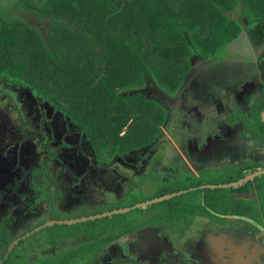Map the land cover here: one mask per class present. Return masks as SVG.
<instances>
[{
    "label": "flooded vegetation",
    "instance_id": "1",
    "mask_svg": "<svg viewBox=\"0 0 264 264\" xmlns=\"http://www.w3.org/2000/svg\"><path fill=\"white\" fill-rule=\"evenodd\" d=\"M238 18L223 50L191 56L182 87L152 78L136 89L162 109L161 121L152 105L147 113L156 134L91 136L32 91L0 90L20 113L0 110V264H264V20ZM236 69L243 77L228 82ZM152 87L192 97L188 117L210 119L205 136L180 125L168 133L171 110Z\"/></svg>",
    "mask_w": 264,
    "mask_h": 264
},
{
    "label": "trees",
    "instance_id": "2",
    "mask_svg": "<svg viewBox=\"0 0 264 264\" xmlns=\"http://www.w3.org/2000/svg\"><path fill=\"white\" fill-rule=\"evenodd\" d=\"M238 14L264 20V0H0V90L32 91L92 136L156 134L136 89L182 87L191 56L236 39Z\"/></svg>",
    "mask_w": 264,
    "mask_h": 264
},
{
    "label": "rangeland",
    "instance_id": "3",
    "mask_svg": "<svg viewBox=\"0 0 264 264\" xmlns=\"http://www.w3.org/2000/svg\"><path fill=\"white\" fill-rule=\"evenodd\" d=\"M237 12H239V9H237ZM239 16H240V19L242 20L243 23H245V21H247V20H244L246 18L245 16L238 14V17ZM201 75H202V72H199V73L197 72L194 76H195V78L196 77L199 78V77H201ZM227 77H228V82H235V81H238L240 78L243 77V73L240 69H236V70L230 71V73L227 74ZM196 84H198V83L190 81L186 85V87L191 88L194 86L195 88H197ZM147 94H149L152 98H158L159 101H161V103H164L165 105H167L170 108V110H171L170 123L171 124L169 127L170 129L168 128V130H167L168 133L173 132L172 129L175 128L176 125H180L181 126L180 128H185V131L190 132L192 129V131L194 133H196V131H199L200 135L205 136V134L207 133L206 132V126L209 125L208 123H210V119H208V123H204L203 125H199V123L195 122L194 119H191V117H188L189 116L188 113H190L191 111H195V109L197 108V107H195L196 105L191 108V106L193 105L194 99L191 97V99L189 100L188 94H183V92H182L180 94H177L175 97H170L169 94L160 91V89L158 87H155V88L152 87L151 89L148 90ZM15 104H16V101H14V99L10 96L5 97L3 99H0V110L2 111L1 113L5 116L10 115L9 117H11V119H19L20 118L19 111L18 110L16 111L15 108L11 107L12 105L15 106ZM9 106H10V112L6 111V109H8ZM59 108L62 110L61 107H59ZM181 118L185 120L184 124H180ZM189 118H190L191 122L194 123L191 128L188 125ZM26 119H28V118H24V120H26ZM83 120L84 119H81V121H83ZM75 121L78 122L82 127H84L81 122H79L77 120H75ZM5 143L10 144L11 142L9 140H5ZM94 147L97 150V144L96 143H94ZM201 181L204 182L203 179H201ZM154 192H155V189L153 188V189L147 190L146 193H144V194L140 193L139 197L136 195V193H133V194H130L129 196H127L125 199L123 198V200L120 203L122 206H128V205L132 204V202L139 201L140 199H143L145 196L154 195L155 194ZM131 215H129V217ZM42 238H43V236H39L36 239L38 241V245H36L34 247L38 250H40L39 248L41 247L40 244H42Z\"/></svg>",
    "mask_w": 264,
    "mask_h": 264
},
{
    "label": "water",
    "instance_id": "4",
    "mask_svg": "<svg viewBox=\"0 0 264 264\" xmlns=\"http://www.w3.org/2000/svg\"><path fill=\"white\" fill-rule=\"evenodd\" d=\"M132 209H126V210H121V211H118L117 213L118 214H122V213H126L128 211H131Z\"/></svg>",
    "mask_w": 264,
    "mask_h": 264
}]
</instances>
